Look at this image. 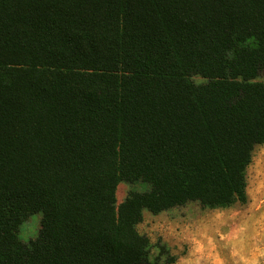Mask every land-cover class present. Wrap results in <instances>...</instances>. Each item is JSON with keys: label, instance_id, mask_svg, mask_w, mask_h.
I'll return each instance as SVG.
<instances>
[{"label": "trees", "instance_id": "1", "mask_svg": "<svg viewBox=\"0 0 264 264\" xmlns=\"http://www.w3.org/2000/svg\"><path fill=\"white\" fill-rule=\"evenodd\" d=\"M261 77L264 0H0V264L173 262L137 224L247 200Z\"/></svg>", "mask_w": 264, "mask_h": 264}, {"label": "rangeland", "instance_id": "2", "mask_svg": "<svg viewBox=\"0 0 264 264\" xmlns=\"http://www.w3.org/2000/svg\"><path fill=\"white\" fill-rule=\"evenodd\" d=\"M193 80L203 81L199 76ZM131 189L143 190L145 185L119 182L117 203ZM246 194L244 203L225 208L188 202L157 214L145 210L137 229L148 236L152 258L159 246L175 257L168 262L160 256L161 264H264V144L254 147L246 167ZM40 218L41 212H35L19 225L20 240L27 242L37 235Z\"/></svg>", "mask_w": 264, "mask_h": 264}]
</instances>
